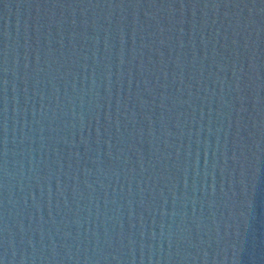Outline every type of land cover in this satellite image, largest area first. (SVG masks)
<instances>
[{
    "label": "water",
    "instance_id": "1",
    "mask_svg": "<svg viewBox=\"0 0 264 264\" xmlns=\"http://www.w3.org/2000/svg\"><path fill=\"white\" fill-rule=\"evenodd\" d=\"M0 264H264V145L97 0H0Z\"/></svg>",
    "mask_w": 264,
    "mask_h": 264
}]
</instances>
